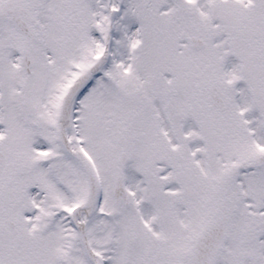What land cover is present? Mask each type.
<instances>
[{
	"label": "flooded vegetation",
	"instance_id": "flooded-vegetation-1",
	"mask_svg": "<svg viewBox=\"0 0 264 264\" xmlns=\"http://www.w3.org/2000/svg\"><path fill=\"white\" fill-rule=\"evenodd\" d=\"M18 3L30 12H35L32 10L35 6L33 1L21 0ZM32 49L33 45L27 41L25 59L27 53L30 56ZM139 50L141 48L138 45L135 49H126L122 44H114L108 67L109 95L116 96L113 88L117 86L123 102L128 93L135 97L129 99L133 103H121V111L125 124L133 123L136 141L143 143L140 151L144 159L149 157L154 144L158 143L159 118L171 124L172 128L174 123H178L177 139L174 138L176 130L166 138L173 150V163L169 162L166 172L159 175V171L153 167L156 180L141 179L146 175L144 164L139 165L136 169L138 178L133 176L131 181L126 180L129 202L126 204L122 197L112 196L110 204L104 206L95 219L89 236L94 246L106 255L107 264H184V254L190 252L196 236L202 231L201 220L205 215V200L201 195H196L200 189L205 191L206 187L211 195L220 189L224 146L227 144L225 155L232 158L244 157L234 162L240 161L243 169H248L254 154L264 151V132H258V127L255 126L259 118L255 117L257 106L253 100L259 87H264V74L254 78L253 83H250L251 77H245L246 84L242 81L237 87L240 96L235 99L239 114L224 117L222 111L210 104L204 92L208 84L220 82V79L213 77L208 80L202 75L197 82L193 78L192 85H184V103H175L173 60L169 57V93L165 102L164 86L159 88L150 74L141 75V69L136 67L140 65L136 62L140 59ZM30 60L31 68L26 71L24 85L29 95H32L34 60ZM11 64L12 58L9 55H0V92H3V103H9L11 90L6 88L8 81L2 72L5 71L3 69L10 68ZM200 65L199 73L204 74L205 64ZM117 73L119 75L115 76ZM189 77H192L191 73ZM190 79L192 78L187 80ZM33 98L35 101L29 96L26 101L28 104L24 106L20 105L24 103L20 99L13 107L6 104L1 106L0 151L4 154L5 164L0 172V264H79L78 235L70 228L66 219L69 208L64 207L65 203L59 206L62 213L61 221L57 222L51 216L54 208L52 198H47L44 206L41 202L43 197L36 195L44 191L40 186L43 184V175L34 171L38 170L34 163L39 165L37 157L41 146L36 149L29 139L27 142L22 141L20 148H15L14 124L15 120L19 121L21 114H24V123L31 116L41 122L46 119L43 98ZM20 107L24 109L23 113L19 111ZM249 130L257 131L259 135L256 138L259 149L255 152L254 142L251 144L243 136L248 135ZM17 135L20 136L19 132ZM149 137L153 138L151 142H148ZM160 141H163L162 137ZM125 150L131 148L125 147ZM249 155L251 158H246ZM57 158L59 159V154ZM51 159L52 167L54 157ZM200 175L203 183L197 185L195 178ZM205 177L207 181L204 180ZM245 183L253 186L255 179L250 178ZM53 187L49 186L55 191ZM147 189H151L154 195H148ZM244 214L248 216L247 221L259 223L264 228V210L247 211ZM48 217L51 218L50 222L47 221ZM231 226L229 222L228 237L217 264H264V234L261 237L253 235L246 243L241 235L232 233Z\"/></svg>",
	"mask_w": 264,
	"mask_h": 264
},
{
	"label": "rangeland",
	"instance_id": "rangeland-1",
	"mask_svg": "<svg viewBox=\"0 0 264 264\" xmlns=\"http://www.w3.org/2000/svg\"><path fill=\"white\" fill-rule=\"evenodd\" d=\"M41 1L37 0L38 3ZM65 1L69 5L66 8L70 14L72 13L67 21L62 17L64 11H67L66 8L62 7L63 0L44 1L46 7H44V11L41 10L43 16L40 32L43 39L47 38L49 43L46 41L45 45L41 42L36 43L32 50L34 60V71L31 76L32 95H29L24 87L26 78L25 72H23L22 74L17 73L16 81L19 85L13 83L12 88L17 89V91L13 92V96H11L12 91H10L9 97V103L14 104L18 103L20 99L21 102H24L20 103L21 106L28 104L26 101L29 96L33 100V97L43 98L44 103L42 104L46 105L47 111L45 121L41 122L40 120L39 123L35 117L31 116L25 126L24 114H21L19 121L15 120L14 128L16 127V129L13 132L17 141L27 142L29 139L33 142L35 140L42 141L41 144L45 145L46 148L42 147L38 159L40 156L44 158L46 156L47 159L50 156L54 157L53 169L50 167L47 173L42 176L43 184L40 186L44 190L42 192L48 196L53 194L49 186L57 184L58 191L56 190L54 195L58 196L59 203L55 201V207L60 212L62 209L59 206L64 203V207L68 209L74 202L81 200L85 181L80 169L77 170L78 178L76 179L69 175L67 168L70 166L64 156H59V159L56 157L57 145L53 136L57 103L69 81L76 77L82 67L100 50L107 19L103 0ZM114 4L118 9L117 24L118 30L121 31H119L121 39L124 43H126V36H131L135 40L136 38L143 39L140 40L143 43L139 44L144 45L139 50L140 59L136 61L140 65H136V67L141 69V75L150 74V78L157 83L159 88L168 82L170 75V65L166 55L171 53L162 47L161 41L164 39L170 40L174 47L171 59L173 60L174 73L172 74L174 75L175 86L192 85V79L189 81L187 79L195 78L198 82L202 75H205L207 79L220 77L227 85L231 86L236 99L240 96V91L236 86L241 82L244 75H248L256 69L250 68L245 59H237L233 53L237 52L236 54L242 56L244 54L242 52H264L260 39V35H263L262 32L264 31V0H114ZM1 20L0 23L4 25V19ZM91 26L94 27L96 33L90 42L88 37H91V34L86 29ZM59 29L61 30L58 31ZM12 31L16 33L15 30L12 29ZM11 34H5V37L10 40L14 36V33ZM192 34L204 38L206 41L204 49H195L186 42L187 35ZM66 36H69L68 44L64 41ZM11 41L14 42L16 48L21 46V40L13 38ZM2 42L3 40H0V44ZM5 43L6 41H4ZM66 44L68 52H61ZM9 51L12 57L18 53L15 48ZM243 63L244 65H242ZM200 64L205 69L204 74H200L198 71L199 66L201 67ZM256 64L257 59L254 57L252 67H255ZM16 68V70L19 69ZM3 70L8 71L7 69ZM13 72L10 74L5 72V74L13 76ZM2 73L4 74V71ZM189 73L194 74L195 77H189ZM118 75L119 73L115 74V76ZM6 88L11 89L9 84ZM107 88L108 81L105 79L98 78L94 81L78 102L75 126L71 130V134L81 142L92 156L100 171L104 185V206H108L107 204H110V200H112V197L109 196H112L110 193H112L113 181L117 175L124 174L129 181L132 180L133 176L137 177V173L129 170V164L124 167L120 161L122 143L126 138L125 134L133 129V124L127 126L124 124L121 103H133L129 102V99H135V97L128 93L123 102L118 87L114 89L115 97L109 95L110 88ZM262 110L264 112V106ZM19 111L23 113L24 109L20 107ZM159 125L162 126L163 123L160 122ZM171 133H167L166 136L169 137ZM157 137L161 138L160 134ZM177 137L178 135L174 136L175 139ZM152 140L153 138H148V142ZM142 145L143 143L140 141H132L135 160L130 161V166L138 163L137 151L141 152L140 147ZM17 147L20 148L19 144ZM163 147L168 149L169 145L162 142L161 148ZM47 148L48 150L44 154L43 151ZM162 154V151L157 152L159 157ZM231 159L235 160V157L229 158L230 162L233 163L234 160ZM161 160H165V158L162 157ZM34 165L38 169L34 170L35 173L43 175L39 165L37 163ZM228 170L229 168L223 169L224 183L228 179ZM241 174L238 177L240 180H245L246 175L251 176L249 178H254L253 186L241 182L232 187H225L223 184L222 195L224 196L223 199L231 204L232 233L241 235L247 243L253 235L261 237L264 234L263 226L259 223H252L251 220L247 221V216L244 214L246 209L258 212L264 210V168L249 173L242 172ZM44 180H46V184H44ZM195 181L197 185H202L201 175L195 178ZM47 189L49 192L45 193ZM207 191L208 188L203 191L205 196ZM46 196H42L41 200L44 206L48 201ZM204 200V212H212L213 209L207 207V198L204 197ZM217 209L218 207L216 211ZM210 214L207 213L205 216L208 217ZM58 219L61 221L60 216Z\"/></svg>",
	"mask_w": 264,
	"mask_h": 264
},
{
	"label": "water",
	"instance_id": "water-1",
	"mask_svg": "<svg viewBox=\"0 0 264 264\" xmlns=\"http://www.w3.org/2000/svg\"><path fill=\"white\" fill-rule=\"evenodd\" d=\"M109 11L108 36H110L112 27L113 10L110 0H106ZM192 43L199 47L202 45L196 37H190ZM109 57V39L107 40L102 53L91 62L82 71L79 76L72 81L64 92L58 105L56 114V135L62 148L74 159H76L83 168L86 176V191L81 203L76 204L71 212V218L78 228L83 249L93 264H102L100 258L92 250L86 235V222L83 219V213L90 217L96 209L100 198V182L97 170L91 158L82 149L76 139H70L68 128L72 125L73 109L75 100L83 89L91 81L93 75L100 70ZM264 163V155L256 157L254 164L261 165ZM226 206L223 207L222 213L206 228L204 233L199 236L197 243L192 250L189 264H213L218 249L222 244L225 232L223 225L226 221Z\"/></svg>",
	"mask_w": 264,
	"mask_h": 264
},
{
	"label": "bare ground",
	"instance_id": "bare-ground-1",
	"mask_svg": "<svg viewBox=\"0 0 264 264\" xmlns=\"http://www.w3.org/2000/svg\"><path fill=\"white\" fill-rule=\"evenodd\" d=\"M95 211V210H94Z\"/></svg>",
	"mask_w": 264,
	"mask_h": 264
}]
</instances>
